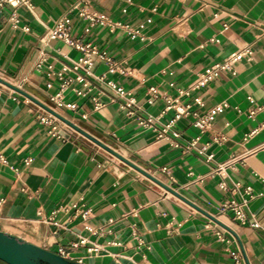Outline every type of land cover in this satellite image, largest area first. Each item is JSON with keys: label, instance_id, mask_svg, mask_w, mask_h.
I'll list each match as a JSON object with an SVG mask.
<instances>
[{"label": "crops", "instance_id": "0c3cea01", "mask_svg": "<svg viewBox=\"0 0 264 264\" xmlns=\"http://www.w3.org/2000/svg\"><path fill=\"white\" fill-rule=\"evenodd\" d=\"M31 2L33 10L0 15V232L76 264H234L240 250L247 264H264V0ZM65 17L74 40L126 75L94 59L92 75L77 80L71 67L82 53L49 38ZM247 48L253 59L235 74L194 89ZM99 77L122 86L126 100ZM69 81L62 97L77 110L55 113L120 157L55 115L42 121L50 112L38 102L51 106ZM180 106L211 115L210 128L178 119ZM245 198L242 225L222 205Z\"/></svg>", "mask_w": 264, "mask_h": 264}, {"label": "built area", "instance_id": "2783aa9c", "mask_svg": "<svg viewBox=\"0 0 264 264\" xmlns=\"http://www.w3.org/2000/svg\"><path fill=\"white\" fill-rule=\"evenodd\" d=\"M7 7H11L13 9L25 7L28 10H33V4L31 2V0H0V15L4 14V11ZM82 16H86V17L88 16V18H90V20L92 22L98 20L97 16H95V15L91 16V14H88L85 11L83 12ZM136 36H137V34H134L133 38H135ZM49 38L52 40L63 41L70 48L77 50L80 53H82V57L79 60H77L76 62H74L73 67H71V69L74 72H77L79 74L82 73L77 78V80H79V81H83V78H84L83 75H85V76H91L92 75L91 70H92V67L94 65V59H98L102 62H105L109 66V72L110 73L118 72L121 75H126V73H127L126 70L122 66L116 64L106 54L100 53L96 50V48H92L90 46L82 45L79 41L74 40L72 38V35H71V19L70 18L65 17V18L61 19L56 24V26L54 28L49 30ZM253 56H254V53L249 48L244 49L240 52L232 53L223 62L217 63L213 67H211L210 69L206 70V72L201 76L200 81L196 84L194 89H200V88L204 87L208 82L214 80L220 72L228 71V72H232L233 74H235L236 73V71H235L236 64H238L239 62H241L244 59L252 60ZM60 78L62 80L61 74H60ZM96 79L99 82L104 83L105 86L110 91L114 92V94L116 96H118L119 98L126 100V97H128V93L125 91V89L122 86H118L117 84H115L111 81H106L104 77H99ZM70 82L71 81L64 82V84L61 86V91L58 94L50 97V102L52 105L51 106L47 105V107L49 109H51L54 112H56L57 108H62V107H66L67 109L72 110V111L77 110L76 104H65L63 97H62V93L65 89V86L69 85ZM84 86L86 88H88L89 83L87 82ZM48 88L49 89L52 88V84H48ZM151 90L153 92L155 91L154 88H152ZM77 94L82 95V92H78ZM189 94H190L189 92L184 93L185 96H188ZM128 102H129L128 107H130L133 104V102H132V100H128ZM168 102H169V100H168ZM169 103H171V102H169ZM100 106L101 105L99 103H97V107H100ZM225 107H227V105L218 107L216 109V111H221ZM176 110L178 113V115H177L178 119L181 118L182 116L194 117L195 118V123H194L195 126L197 128H199L200 130H202L203 132L208 130L211 126V122H212L211 121L212 120L211 115L199 117L197 114H194L191 112V106H185V107L180 106ZM48 114H49V116L42 119V121L46 124H48V123L53 124V122H55V117H54V115H52L50 113H48ZM146 122L148 124H151L152 120L150 118L146 121L143 120L141 122V124L143 125ZM53 129L57 132L58 126H55ZM173 135L176 138L178 137V134H176V133H174ZM59 137L62 138L61 135H59ZM211 158L212 157H210L209 159L211 160ZM0 164H5V159H4L2 154H0ZM164 171H167V170L164 169ZM220 188L223 190H227V186L225 183H221ZM233 192L240 193V185L239 184L234 185ZM245 195L248 198H253L251 187L246 188ZM1 204L2 203L0 201V206H1ZM247 206H248V199L247 198H245L242 203H239L236 200H229V201H226L222 205V210L223 211H231L237 221H239L242 225H246L249 221L248 216L246 214ZM252 218L254 219V221L252 223V227L259 228L260 224L255 220V216H252ZM80 243L84 244L85 241L82 240ZM62 256H63V253H62ZM233 260H234V264H247L246 259L244 257V253L242 250L238 251L236 254L233 255Z\"/></svg>", "mask_w": 264, "mask_h": 264}, {"label": "water", "instance_id": "95a60500", "mask_svg": "<svg viewBox=\"0 0 264 264\" xmlns=\"http://www.w3.org/2000/svg\"><path fill=\"white\" fill-rule=\"evenodd\" d=\"M38 103L47 111L65 121L71 128H73L78 133L92 140L107 151L119 156L112 149L105 146L102 142H100L99 140H97L75 124L63 119L40 102ZM61 135L67 138L69 137L63 132L61 133ZM0 260L5 262L6 264H76L67 260L59 254L40 248L36 245L25 242L21 239L16 238L15 236H11L3 232H0Z\"/></svg>", "mask_w": 264, "mask_h": 264}]
</instances>
